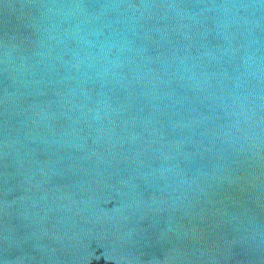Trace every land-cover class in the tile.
<instances>
[{"label": "water", "instance_id": "1", "mask_svg": "<svg viewBox=\"0 0 264 264\" xmlns=\"http://www.w3.org/2000/svg\"><path fill=\"white\" fill-rule=\"evenodd\" d=\"M0 264H264V0H0Z\"/></svg>", "mask_w": 264, "mask_h": 264}]
</instances>
